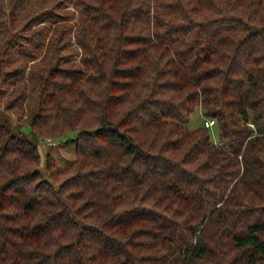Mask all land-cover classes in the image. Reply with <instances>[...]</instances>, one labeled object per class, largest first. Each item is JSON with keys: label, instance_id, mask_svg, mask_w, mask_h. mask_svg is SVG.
Wrapping results in <instances>:
<instances>
[{"label": "trees", "instance_id": "16d2710c", "mask_svg": "<svg viewBox=\"0 0 264 264\" xmlns=\"http://www.w3.org/2000/svg\"><path fill=\"white\" fill-rule=\"evenodd\" d=\"M60 5L79 68L25 34ZM9 27L0 264H264V0H10ZM198 107L220 144L183 126ZM72 132L69 167L42 158Z\"/></svg>", "mask_w": 264, "mask_h": 264}, {"label": "rangeland", "instance_id": "374dc122", "mask_svg": "<svg viewBox=\"0 0 264 264\" xmlns=\"http://www.w3.org/2000/svg\"><path fill=\"white\" fill-rule=\"evenodd\" d=\"M9 13L10 0H0V47L4 45L10 35ZM80 18V12L75 10L72 5H60L55 7V9L40 15L38 18H34L30 22L31 29L27 30L25 34H30V31H38L43 27L47 28V42L50 38L55 36L60 38L58 45L54 46L55 49H59L60 51L59 53H52L51 61L60 62L64 67L72 66L79 68L81 66L80 59L82 50L77 40L76 28L80 22ZM42 56L44 57V54ZM33 64L34 62L29 63L30 66H33ZM29 70L30 69H28L27 73H29ZM11 91L12 90L10 89L8 95ZM28 92L31 94L32 89L29 88ZM32 98L33 97L29 96L21 107H14L15 111H19V109L23 110L22 116L24 118L29 114L30 107L33 104ZM18 116V113L12 115L13 122L17 121V118H19ZM205 119L206 117H204L201 108L198 107L183 126L187 130L193 131L204 127ZM209 132L211 140L215 144H220L218 127L214 125L209 129ZM75 135L76 133L72 132L59 139L53 138V144H48V141L45 140L40 145L42 158L44 159L47 154H50L54 158L56 164L62 169L69 167L75 160L76 155L77 144L72 141L75 138ZM43 166L44 165H41L42 170Z\"/></svg>", "mask_w": 264, "mask_h": 264}, {"label": "built area", "instance_id": "2783aa9c", "mask_svg": "<svg viewBox=\"0 0 264 264\" xmlns=\"http://www.w3.org/2000/svg\"><path fill=\"white\" fill-rule=\"evenodd\" d=\"M216 124V120L213 118H206L205 122H204V127L210 129L211 127H213ZM53 140H48V144H53Z\"/></svg>", "mask_w": 264, "mask_h": 264}]
</instances>
